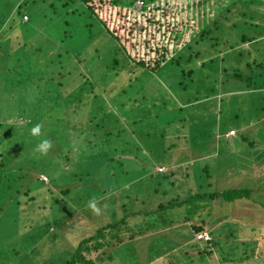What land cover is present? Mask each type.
Here are the masks:
<instances>
[{
  "label": "rangeland",
  "instance_id": "rangeland-1",
  "mask_svg": "<svg viewBox=\"0 0 264 264\" xmlns=\"http://www.w3.org/2000/svg\"><path fill=\"white\" fill-rule=\"evenodd\" d=\"M226 4L199 0L203 38L178 50L179 64L168 61L155 72L137 68V83L128 85L125 71L106 70L113 51L123 53L82 1L0 0V264H62L81 239L127 213L131 229L147 220L152 234L121 235L119 242L106 230L109 243L86 255L96 264H264L258 256L264 250L255 249L264 245V111L259 120L250 112L243 124L231 117L252 94L239 91L245 80L228 74H247L246 62L254 58L264 64V0H236L224 10ZM242 32L262 40L242 43ZM242 50L246 58L234 59ZM224 65L228 71L219 68ZM181 66L192 67L191 75ZM92 91L107 105L93 102ZM237 96L245 101L240 110ZM98 103L95 113L108 115L107 130L94 128L98 117L88 116ZM256 103L264 108V101ZM221 108L232 110L226 124L236 128L233 135L202 123V112L224 121ZM37 124L41 135L33 136ZM170 138L175 146L168 147ZM45 139L52 148L41 155L35 149ZM231 187L250 191L209 198ZM196 188L211 215H201L205 229L220 243L224 225L258 233L236 236L247 242L236 243L240 260L228 263L203 243V255L190 247L188 262L173 259L194 241L189 222L200 218L184 219L182 205L161 215L155 210ZM92 198L101 215L88 207Z\"/></svg>",
  "mask_w": 264,
  "mask_h": 264
},
{
  "label": "trees",
  "instance_id": "trees-1",
  "mask_svg": "<svg viewBox=\"0 0 264 264\" xmlns=\"http://www.w3.org/2000/svg\"><path fill=\"white\" fill-rule=\"evenodd\" d=\"M60 1L61 5L66 6L70 5V3H73L77 0H58ZM82 1L85 6H87V11L90 12V14H93L95 18H98L101 21V24L104 26V30L106 33L111 35L115 42L117 47L119 48L120 52H122V56H119L117 52L114 50L110 59V62L106 66V70L111 67L113 70L117 69L116 71H125L127 74V81L128 85H132L134 82L137 83L139 76L136 75L137 68H140L145 71H152L155 72L157 69L162 67L165 63H168V61H175V63L179 64V60L177 59V53L178 50H180L183 46L187 45L189 41H191L193 38L196 37V39H202L204 36V30H202L198 26V21L200 20V15L204 14V8L198 7L197 4L199 0H143L144 4L137 8L135 6V3L137 0H80ZM227 2L224 10L229 9V4L234 3L236 0H225ZM196 3V5H195ZM52 8L54 9V12L57 10V5L53 4L51 2ZM96 13L94 12V10ZM73 13V12H72ZM66 20V19H65ZM67 21V20H66ZM239 39L244 43L247 41H255V40H262V38L258 39V37H254L250 35V33L242 32L239 36ZM231 45V44H230ZM189 47V46H188ZM244 47V46H243ZM260 47V46H258ZM259 51V49H257ZM245 51H241L238 54L234 55V59L243 60L246 58ZM261 51H259V54ZM196 54V53H194ZM197 55V54H196ZM121 57L125 58V62L122 63ZM128 65H127V64ZM181 65V64H180ZM202 65H204L202 63ZM246 65L249 67L247 70V74L243 75L238 73L236 70H227V66L224 65L222 68L223 71L227 70L228 74L232 75L235 78L241 77L245 81H241L244 86L239 87L241 90L244 91L245 94H252L251 99L250 97L247 99L249 100L248 103H246L244 110L242 111H236L237 113H234L231 115L232 118H236L237 121H241V124L247 123L250 119L249 115L250 112L256 113V118L259 120V116L261 114V111H264V108L262 106H259V108L255 107L258 103H261V101H264L262 90H264V64L259 62L256 58L253 59L252 62L247 61ZM234 69V68H233ZM181 71L184 74L191 75L192 73V67L182 68ZM119 73V72H118ZM120 75V76H121ZM145 76V75H144ZM142 77V76H140ZM143 78H146L143 77ZM8 81V78H7ZM245 82H247V86L245 85ZM9 84V83H8ZM143 85L140 86L142 88ZM123 91H126V87H122ZM238 89V88H236ZM234 90V89H233ZM237 92V91H236ZM234 93V92H233ZM239 94V92L237 93ZM92 96L94 97L93 102H101L107 105V101L103 100L98 92L92 91ZM98 96V99L96 98ZM213 97V96H211ZM239 96H237L234 99H237V103H239ZM144 100L147 97H143ZM208 98V97H207ZM205 98V99H207ZM215 97L212 98V101ZM118 98H116L117 100ZM246 100V101H247ZM101 103H98L94 109L91 111V113L88 114L90 117H98V125L94 128L96 129H104L107 130L108 127H104V125H107L109 123L108 121V115L105 114L103 111L101 115H97L95 113V110L97 111L101 107ZM245 103L243 99L239 103L238 109L242 108V105ZM122 104V103H121ZM216 104H213L212 108L215 109ZM222 104L224 102L222 101ZM220 110L223 111L225 120L224 121H216L215 119L207 118L208 114L202 112V116L205 118L202 123H205L204 125H210L213 126L221 132H225L227 134L228 129H236L234 127H230L229 124H226L230 112L232 111L229 109L227 111L226 108H221ZM214 113V112H213ZM212 113V114H213ZM244 113V114H243ZM246 115V117H245ZM243 116V117H242ZM186 119V118H181ZM209 120H212L209 121ZM216 121V122H215ZM201 123V124H202ZM101 125V126H100ZM226 125H229L228 128ZM110 127V126H109ZM191 130L194 129L190 134L195 136V133L198 131L195 130V128L199 127L198 125L190 124ZM226 127V128H225ZM229 129V130H230ZM224 133V134H225ZM68 134V133H67ZM189 134V136H190ZM230 136V135H228ZM240 136L243 137V133L240 134ZM171 142L169 143L168 147L175 146V142L172 141L173 138H170ZM162 176V174H161ZM164 176V175H163ZM165 177V176H164ZM196 190V191H195ZM192 193L187 195L185 198L180 199H171L166 204L160 202L158 204L157 209L155 210L158 214L161 212L166 211V208L173 207V206H184V213H186L184 219H193V218H200L201 223L200 224H192V222H189V228L192 234V237L195 233L205 231L209 239L207 240H199L195 239L193 237V242H188L186 244V249L182 251V254H179L178 257H174L173 259L175 261H182V262H188V258L192 256L191 252L188 250L190 247L198 250L197 252L204 254V250L200 251L199 244L203 243L208 248L205 251L209 252L210 254L215 250L219 253L220 258H225L223 260H226L231 262L232 259L234 261L240 260V256H238L239 251L237 250V242L240 244H246V240H237L236 236L242 232L243 234H246V236L249 237H256L257 234L247 232L243 227L240 225H236V227H228L227 225H224L226 228V232L224 233V237L226 238L224 244L220 243V238L218 235H215V233L211 229H205L207 221L203 217H201L202 214L206 213L208 216L210 215L207 211L206 204L203 203L202 199L205 197V195H201L198 189L196 188ZM250 191V188L248 187H231V188H224L220 191H214V193L210 194L211 199H214V197L221 196L225 199H233L236 197H242L247 194ZM137 212H133L132 215H135ZM149 213V212H148ZM146 213V214H148ZM129 214H124L119 218L116 222H108L104 225H101L95 229V231L90 234L88 237L81 239L80 243L76 245L73 252L71 253L70 257L65 260L62 264H96V261L93 257H87L86 255L93 249V248H99L104 246L105 244H108L110 240L106 238V230L110 231L111 237L113 239H117L119 242L122 241L121 235H125L126 239L132 240L136 236H139L140 234L147 232L149 229H151L152 225L150 222L145 220L147 223L144 228H133L131 229L128 221L127 216ZM161 215V214H160ZM188 215H191L188 217ZM211 217V215H210ZM166 221V220H165ZM209 223L214 224V221L212 222V218H209ZM236 228V230H234ZM220 230V229H219ZM151 231H148V235H151ZM232 240H228V239ZM260 239L264 240V233H262V236H259ZM228 243H234L235 245H231ZM204 245H201L202 247ZM229 245V248L226 249V246ZM235 246V247H234ZM258 247L255 249H261L264 250V245L257 244ZM181 253V252H180ZM185 254V256H183ZM233 255V256H231ZM258 256H264V252L258 253ZM240 258V259H239ZM222 260V261H223ZM171 262H174L170 260ZM225 262V261H224Z\"/></svg>",
  "mask_w": 264,
  "mask_h": 264
},
{
  "label": "clouds",
  "instance_id": "clouds-1",
  "mask_svg": "<svg viewBox=\"0 0 264 264\" xmlns=\"http://www.w3.org/2000/svg\"><path fill=\"white\" fill-rule=\"evenodd\" d=\"M41 129H42V124H37L31 129V135L33 136H40L41 135ZM229 131V130H228ZM236 133V130L233 134ZM233 134H228V135H233ZM52 148V143L51 141L45 139L41 143H39L35 149L36 152L40 153L41 155H47L49 150ZM44 175V174H43ZM45 181V180H44ZM88 207L92 210V212L95 215H101V208L98 206L97 200L95 198H92L88 202ZM196 234V233H195ZM194 234V235H195ZM193 235V237H194ZM195 238V237H194Z\"/></svg>",
  "mask_w": 264,
  "mask_h": 264
},
{
  "label": "built area",
  "instance_id": "built-area-1",
  "mask_svg": "<svg viewBox=\"0 0 264 264\" xmlns=\"http://www.w3.org/2000/svg\"><path fill=\"white\" fill-rule=\"evenodd\" d=\"M144 4V1L143 0H137L136 3H135V6L137 8L141 7L142 5ZM235 132L234 129H230L227 134H233ZM41 178H43V180L47 181L48 178H46L45 175H41ZM195 239H199V240H207L209 239V236L208 234L205 232V231H201V232H198L195 234Z\"/></svg>",
  "mask_w": 264,
  "mask_h": 264
}]
</instances>
